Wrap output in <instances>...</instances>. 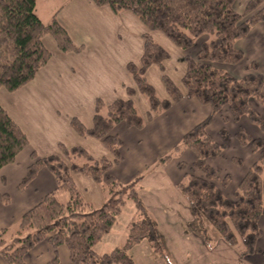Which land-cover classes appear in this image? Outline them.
<instances>
[{"label": "trees", "instance_id": "trees-1", "mask_svg": "<svg viewBox=\"0 0 264 264\" xmlns=\"http://www.w3.org/2000/svg\"><path fill=\"white\" fill-rule=\"evenodd\" d=\"M239 1L93 0L115 12L131 11L147 27L143 32L140 61L127 64L136 85L127 87L128 98H118L111 103L98 99L91 126L77 117L71 118L77 133L100 139L112 158H95L83 146L68 147L63 143H59V154L39 156L32 151V162L18 189H25L43 167L52 170L57 187L23 213L16 231L8 236L11 228L0 229V253L8 264H29L25 254L44 239L56 250L45 264H61L57 252L60 245L68 247L75 264H136L129 250L145 239L151 242L155 254L173 264L157 222L139 194L138 182L142 175L123 183L110 172L121 158L122 144L121 137L112 130L122 120L129 126L141 128L147 119L183 98H197L211 105L214 111L226 107L237 119L247 114L252 122L264 128V112L258 113L249 105L252 96L264 105V72L259 70L258 62L246 63L247 71L241 76L228 69L245 59L238 42L264 21V0H247L243 11L237 9ZM57 14L58 11L45 22L37 12V0H0V88L18 90L48 64L53 52L44 43L47 35L52 36L64 52H79L84 48L73 41ZM157 33L184 52L185 69L180 85L166 72L165 62L171 53L156 38ZM209 34L214 37L206 40ZM152 66L162 70L166 97L159 95L146 76ZM138 91L149 102L147 117L140 113L132 97ZM105 108L107 112L103 113ZM211 118L208 116L190 128L174 149L173 153H180L189 148L196 154L191 164L180 163L185 179L179 187L190 201L194 214L191 226L195 231L209 236L207 225L212 226L229 244L241 243L244 252H250L257 248V239L263 234L259 218L264 214V141L253 139L243 129L238 132L242 143L248 140L254 143L259 157L240 180L235 197H227L221 186L229 182V175L221 177L219 170L205 161L224 149L208 131ZM29 143L25 131L0 104V169L14 162ZM172 155L166 154L160 161L165 162ZM75 173L90 175L102 185L107 193L102 205L97 206L83 196L75 182ZM63 190L68 193L65 200L58 197V192L61 194ZM129 200L134 203L136 212L128 223L124 245L97 252L95 245L113 228ZM0 201L9 203L11 196L0 191Z\"/></svg>", "mask_w": 264, "mask_h": 264}, {"label": "crops", "instance_id": "crops-1", "mask_svg": "<svg viewBox=\"0 0 264 264\" xmlns=\"http://www.w3.org/2000/svg\"><path fill=\"white\" fill-rule=\"evenodd\" d=\"M241 1L244 0L239 3ZM55 7L50 9V17L58 11L60 23L73 41L84 48L79 52H64L55 39L47 35L44 43L53 52L48 64L38 71L31 82L18 90L0 88V104L21 126L30 141L14 162L0 169V191L11 195L9 203L0 201V229L17 226L27 209L57 187L52 170L43 167L25 189H18L32 162V151L39 156L59 154V143H63L68 147L83 146L95 158H112V153L100 139L77 133L71 118L77 117L91 126L98 99L111 103L118 98H128L127 87L136 85L127 64L140 61L143 32L147 27L135 14L128 10L115 12L107 5L95 4L93 0H65ZM155 35L171 53L165 62L166 72L180 85L185 69L184 52L161 34ZM250 39L255 50L264 51V21L255 25L247 37L239 40L238 46L244 52ZM234 67L235 72L231 71V66L228 69L237 76L247 71L240 63ZM146 76L157 92L166 97L162 70L152 66L146 71ZM133 99L140 113L147 117L150 105L145 96L137 92ZM250 103L254 109L262 108L255 99ZM208 116H212L208 131L215 140L222 142L224 149L221 154L209 156L205 161L219 173L229 175V182L221 188L227 197L234 198L240 180L258 159L259 152L249 148V160L245 157L246 144L235 133L244 128L247 121L244 116L239 120L227 109L214 111L211 105L197 98H183L173 103L147 119L141 128L129 126L123 120L116 123L113 132L122 139L121 158L112 165L110 172L123 183L142 175L138 182L139 194L157 222L173 264H264V214L259 218L263 234L257 239V248L246 253L243 244H229L212 226L207 225L209 236L191 226L194 220L191 204L179 187L185 179V170L180 163L191 164L196 154L189 148L180 153L173 152L184 134ZM226 130L234 135L232 143L220 134ZM169 153L173 154L172 157L161 162V158ZM74 179L88 201L97 206L105 202L107 193L92 176L75 173ZM62 193L60 195L66 197L65 192ZM114 231L113 226L95 245L97 252H108L125 243L122 231ZM129 251L136 264H169L154 253L147 239ZM55 252L51 242L44 239L25 254V260L29 264H45ZM57 252L61 264H75L66 245H60ZM0 264H8L1 253Z\"/></svg>", "mask_w": 264, "mask_h": 264}, {"label": "rangeland", "instance_id": "rangeland-1", "mask_svg": "<svg viewBox=\"0 0 264 264\" xmlns=\"http://www.w3.org/2000/svg\"><path fill=\"white\" fill-rule=\"evenodd\" d=\"M52 1V3H51ZM65 0H39L38 1V14H40V17L45 21L48 22L50 21L51 17H50V9H56L55 5H59V3L64 2ZM247 0L241 1L238 5H237V9L239 11H243L245 8V4H246ZM51 3V6L49 7ZM54 7V8H53ZM55 13V12H54ZM53 13V14H54ZM52 14V16H53ZM256 34V33H254ZM214 37V34H209L206 40H210ZM255 46L253 45V41L252 39H250L249 44L247 45L246 48V52L245 53V59L243 60V62H241L240 64H243L244 66H246V63H249L251 61H257L260 68L259 70L263 72L264 70V51H257L255 50ZM236 65H231V71L235 72V68L234 67ZM242 66V65H241ZM132 87V86H130ZM135 87V86H134ZM157 90V89H156ZM264 91V88H263ZM128 92V91H127ZM139 92V91H138ZM160 95V94H159ZM161 96V95H160ZM134 97V95L132 96ZM146 98V97H145ZM147 99V98H146ZM252 99H255L257 104L259 106H262V108L260 110L254 109L250 103V101ZM148 101V100H147ZM249 105L251 107V109H253L254 111L258 112V113H262L264 112V105L254 96L250 97L249 99ZM224 109H226V107H224ZM107 109H103V113H106ZM244 116V118H246V122L244 123V128H240L239 130H237L235 133H238L240 130L242 131H246L253 139H262L264 141V128H262L258 123L256 122H252L249 119V116L247 114L242 115ZM240 120V119H239ZM113 132V130H112ZM114 133V132H113ZM220 134L222 135L223 139H226V141L228 143H232V140L234 138V135L232 134V132L230 130H226L225 132H220ZM217 140V139H216ZM218 141V140H217ZM220 142V141H218ZM222 144V142H220ZM255 148L254 143L251 140H248V142L246 143V148L244 149V154L246 159L249 160V148ZM89 152V151H88ZM91 154V153H90ZM77 160H79V162L82 161V158H77ZM78 162V163H79ZM238 164H240L239 162H237ZM221 177H224L225 175H223L222 173H219ZM4 192V191H3ZM65 192V194L67 195V191L63 190L61 191ZM63 194V193H62ZM10 195V194H9ZM58 197L61 200H65L66 197L60 195V193L58 192ZM11 196V195H10ZM42 199V198H41ZM41 199H39L38 201H40ZM37 203V202H36ZM35 203V204H36ZM34 204V205H35ZM135 211V206L134 203L129 200L125 206L123 207L122 212L120 213V215L118 216V220L114 225V232H118L120 233L122 231V234L126 237L127 239V235H128V223L129 220L132 219L133 216V212ZM136 212V211H135ZM18 225V224H17ZM12 230L8 232V236L10 233L16 231L17 226L11 228ZM28 234V232L24 233L23 235L26 236ZM118 236V235H116ZM121 237V236H120ZM124 245V244H123Z\"/></svg>", "mask_w": 264, "mask_h": 264}]
</instances>
